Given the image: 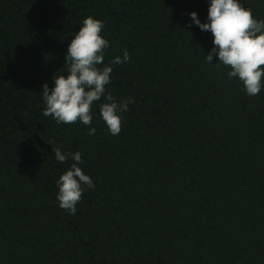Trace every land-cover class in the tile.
I'll list each match as a JSON object with an SVG mask.
<instances>
[{
    "label": "trees",
    "instance_id": "trees-1",
    "mask_svg": "<svg viewBox=\"0 0 264 264\" xmlns=\"http://www.w3.org/2000/svg\"><path fill=\"white\" fill-rule=\"evenodd\" d=\"M264 20V0H239ZM209 0H0V264H264V89L246 94L210 65ZM88 16L105 22L106 92L119 135L45 117L42 86L67 75ZM188 25H191L189 28ZM123 50L130 62L110 65ZM213 57V64L218 63ZM55 144H49V141ZM80 152L74 215L57 181Z\"/></svg>",
    "mask_w": 264,
    "mask_h": 264
},
{
    "label": "clouds",
    "instance_id": "clouds-1",
    "mask_svg": "<svg viewBox=\"0 0 264 264\" xmlns=\"http://www.w3.org/2000/svg\"><path fill=\"white\" fill-rule=\"evenodd\" d=\"M206 23H201L196 12L190 14L191 20L203 32H211L214 47L205 57L210 65L230 68L229 79L238 78L246 94L257 96L264 89V20L254 18L251 9L241 5L239 0H209ZM190 28L191 25H188ZM105 22L88 16L83 26L72 38L65 57L68 64L67 75L53 78L54 86L49 89L42 86V97L45 103L43 115L51 116L57 124H75L77 122L89 126V135H95L96 128L91 127L92 106L102 98L100 115L111 135H119L122 131L121 113L129 111L134 104L132 98L119 103L106 92L111 83V66H103L105 51L109 41L102 35ZM219 62L213 64V57ZM130 62V55L123 50V56H117L110 65ZM55 144V141H49ZM55 159L65 163L71 157L74 163L58 179L57 200L59 207L74 215L77 204L81 202L85 186L95 187L90 176L86 175L78 165L83 164L80 152L64 153L59 147L53 148Z\"/></svg>",
    "mask_w": 264,
    "mask_h": 264
}]
</instances>
